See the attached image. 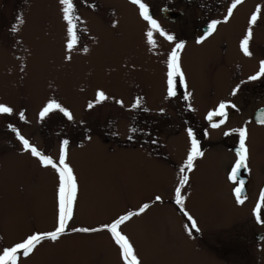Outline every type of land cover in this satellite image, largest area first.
Here are the masks:
<instances>
[{
  "label": "rangeland",
  "instance_id": "rangeland-1",
  "mask_svg": "<svg viewBox=\"0 0 264 264\" xmlns=\"http://www.w3.org/2000/svg\"><path fill=\"white\" fill-rule=\"evenodd\" d=\"M96 1L128 8L113 2L118 0H74L78 44L69 52L60 0H0V66L9 68L8 73L0 71V105L13 109L0 114V253L57 225L58 173L31 161L34 156L30 159L17 142L12 131L16 128L57 162L60 155L55 154L68 141L67 162L78 182L70 229L102 228L148 204L144 213L121 225L142 264H215L196 246L183 217L168 203L174 175L166 162L171 158L177 164L180 152L188 150L183 133L189 125L175 109L168 115L165 108L156 107V94L146 107L107 104L117 97L128 104L150 98L151 92L145 95L140 89L157 88L162 75L152 73L151 59L141 54L144 29L129 22L127 14L114 19L116 26L106 24L111 20L108 7L95 10ZM79 12H90L91 19ZM101 91L108 98L97 103ZM53 100L71 119L58 109L40 117ZM260 176L261 169L253 171V183L260 184ZM213 178L219 185L220 169L217 174L201 169L181 194L185 212L204 228L195 235L219 245L221 235L236 227L248 232L257 227L249 216V203L245 209L229 208L222 188L211 185ZM20 264L124 261L111 234L101 230L69 232L56 242L44 241L32 255L21 257Z\"/></svg>",
  "mask_w": 264,
  "mask_h": 264
},
{
  "label": "flooded vegetation",
  "instance_id": "flooded-vegetation-1",
  "mask_svg": "<svg viewBox=\"0 0 264 264\" xmlns=\"http://www.w3.org/2000/svg\"><path fill=\"white\" fill-rule=\"evenodd\" d=\"M96 2L99 5L96 4L95 10L99 7H108L107 12L110 13L108 16L111 20L105 21L106 24L112 27L116 26L114 19L120 20L118 17L127 14L129 22L131 19L132 24L142 27L145 35L150 30L147 21L140 15L138 5H134L131 0L113 1L120 7L127 4L126 10H119L117 7L114 9L111 3L103 5L102 2ZM142 2L148 6L150 15L161 27L175 38L168 41L154 32L155 47L148 43L147 36L143 43H139L143 57L147 59L146 55L148 54L151 59L152 73L162 75V79L159 80L157 88H152L149 85L148 88L145 86L140 89V93L145 95L151 92L150 98L144 96L128 104L125 100H117V97L113 101L109 100L107 104L111 102L116 106L146 107V104L152 102L154 94H156V100L159 103L156 107L165 108V113L168 115H171L175 109L182 122L190 126H184L185 132L183 133L189 148L180 152V161L177 164L171 158L168 162L166 157H163L174 175L173 194L168 203L176 208L185 221V228L188 226L186 229L189 230L191 222L185 216V210L181 211L180 205L176 204L175 198L176 188L180 187L181 173L179 169L184 166L191 149V137L189 136V130H191L199 141L204 155L198 157L194 162L193 169L186 173L189 177L188 183L191 175L194 174L195 177L201 169L203 171L210 169L215 174L220 169L219 185L215 178L211 180V185L222 188L221 194L227 199L229 208L244 206L245 209V205L249 203V216L254 218L253 223L257 227L250 232L243 227H236L230 234L221 235L223 238L219 245L214 244L210 239L196 236L195 230H191V237L197 240L196 246L202 248L203 253L212 256L211 260L215 264H264V223L258 222L255 215L260 195L264 192V124L259 123L261 115L264 114V77L250 79L257 75L260 63L264 61V2L255 4V0H243L233 10L231 17H228V9L233 0H142ZM258 6L261 9V15L257 23L252 25L250 18ZM97 12H102V9ZM79 13L80 16L91 19L90 12ZM214 21L218 22L216 30L208 35L209 25ZM249 29L253 32V38L249 45L252 55L246 56L241 49V42ZM198 41L202 42L198 43ZM181 42L184 44V48L180 50V65L186 87L180 84L179 77H177V94L170 97L168 95L167 62L171 51L177 43ZM8 69L5 64L0 66L1 72L8 73ZM147 70L150 72L148 68ZM150 88L152 89L150 90ZM188 93L191 95L185 99ZM137 101H139L138 105ZM221 103L229 105L226 109L227 120L219 128H213L211 123L219 122L222 118L214 117L210 122L207 116L209 112L217 110ZM166 108L171 112H167ZM241 128H246L248 131L246 146L249 149L248 168L241 169L237 176V181L241 179L244 181L242 197L245 200L243 204L237 203L234 193V189L239 186L238 182L230 179L232 168L238 159L239 134L236 130ZM12 131L17 142L21 144V149L27 152L31 159L30 151L24 149L17 136L19 131L16 128H13ZM226 133L228 134L226 135ZM19 134L40 152L47 155L43 147L31 142L28 136H24L20 132ZM61 149L62 146L55 154L57 158ZM31 161L41 168L45 167L37 157ZM257 169H261L260 184H255L252 180V172ZM188 183L181 188V192ZM262 219H264V208H262ZM202 229H204L203 226L199 228V232ZM189 239L192 240L190 237Z\"/></svg>",
  "mask_w": 264,
  "mask_h": 264
},
{
  "label": "snow or ice",
  "instance_id": "snow-or-ice-1",
  "mask_svg": "<svg viewBox=\"0 0 264 264\" xmlns=\"http://www.w3.org/2000/svg\"><path fill=\"white\" fill-rule=\"evenodd\" d=\"M134 5H138L139 12L141 17L147 21L150 26V30L146 33L148 43L153 47L156 46V41L153 38L154 32L158 33L160 36L166 38L168 41L174 40V36L168 34L161 25L153 18L149 13L148 6L142 2V0H131ZM243 0H233L231 7L228 9V17H231L234 9L240 5ZM61 5L63 6V19L67 22L68 28V41H67V50L71 52L73 48L78 44V29L76 21L79 19L78 16L75 15V5L74 0H60ZM261 9L258 6L256 11L250 18V23L255 25L260 18ZM227 19V18H226ZM216 21L212 22L208 28V35H211L212 32L216 30L217 27ZM15 31V28L13 29ZM253 38V32L251 29L247 31L245 38L241 42V49L246 56H251L252 52L250 51V41ZM202 42V41H198ZM184 48V44L177 43L176 47L171 51L168 59V95L170 97L175 96L176 93V78L179 77V82L181 85L186 87L184 81V74L181 70L180 65V50ZM87 51V49H85ZM70 59L71 57H67ZM260 77H264V61L260 63V69L257 75L250 77V79H258ZM235 94V93H234ZM191 94L188 93L185 96V99L188 98ZM108 97L104 92H99L97 96V103H100L106 100ZM139 101H137V105ZM92 104H89V107H92ZM229 107L226 103H221L218 106V109L208 113L207 119L211 122L214 117H221L222 119L219 122L211 123V127L219 128L222 124H224L227 120V111L226 109ZM232 107H235L232 105ZM59 110L63 112L69 119H71V114L61 107L59 103L55 100L50 101L41 111L40 117L43 118L49 112L53 110ZM13 109L6 105H0V114H11ZM20 118L24 119V113L21 112ZM259 123L264 124V114L261 115L259 119ZM239 134V147L237 151L238 159L236 160L235 166L232 168L230 179L238 182L239 186L234 189V193L236 196L237 203L243 204L245 198L242 197V193L244 192V181L241 179L237 181V176L240 173L241 169L248 168V157H249V149L246 146V140L248 138V131L246 128H241L236 130ZM228 133H226L227 135ZM17 136L23 144V147L26 151H30L31 155L39 158L41 164L45 167H51L55 169L58 173L59 185H58V216H57V225L53 231L44 232V233H34L24 239L22 242L15 244L10 248H6L0 253V264H20L21 257H29L32 255L35 250H37L38 246L42 245L44 241H58L62 236L68 234L69 232H98L101 230H107L115 243L119 246L121 250V258L124 261V264H142L137 257V254L134 251L133 244L130 242L129 238L124 235L121 231V225L125 224L127 221L131 220L134 216H139L144 213L148 208V204H144L139 208L138 211L129 212L126 215L120 216L115 219L112 223L102 226V228H69V222L73 218L74 208L77 202V194H78V182L77 177L74 174L72 167L67 162L68 160V141H64L59 157V161H54L52 157L44 155L40 152L36 147L30 144V142L25 139L22 135L17 132ZM189 136L191 137V149L187 156V160L183 167L179 169L181 173L180 179V187L176 188V204L180 205L181 211L184 210V196L181 194V188L188 183V175L187 172L191 171L194 167V162L198 157H202L204 155L203 151H201L200 143L196 139L195 135L189 130ZM161 198L156 197V200L159 201ZM262 208H264V192L260 195L259 203L255 209L256 219L260 223H264V219H262ZM185 216H187L188 220L191 222L189 228V235L192 234L191 230H195L199 232V228L197 227V222L193 219L191 215L187 212H184ZM188 226H186L187 228Z\"/></svg>",
  "mask_w": 264,
  "mask_h": 264
}]
</instances>
